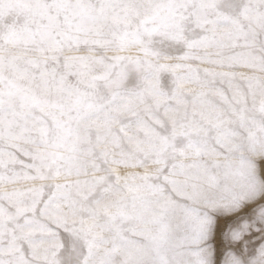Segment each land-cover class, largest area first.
Wrapping results in <instances>:
<instances>
[{
    "label": "snow or ice",
    "instance_id": "obj_1",
    "mask_svg": "<svg viewBox=\"0 0 264 264\" xmlns=\"http://www.w3.org/2000/svg\"><path fill=\"white\" fill-rule=\"evenodd\" d=\"M0 264H264V0H0Z\"/></svg>",
    "mask_w": 264,
    "mask_h": 264
}]
</instances>
